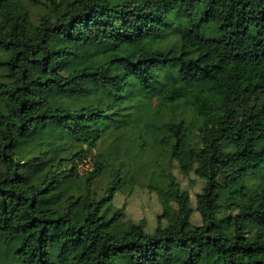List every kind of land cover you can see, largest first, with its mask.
Instances as JSON below:
<instances>
[{
	"label": "trees",
	"instance_id": "obj_1",
	"mask_svg": "<svg viewBox=\"0 0 264 264\" xmlns=\"http://www.w3.org/2000/svg\"><path fill=\"white\" fill-rule=\"evenodd\" d=\"M46 7L33 23L22 3L0 0V264H264V0ZM123 45L134 50L116 52ZM54 89L68 91L61 109ZM153 97L160 111L181 109L153 129L204 184L199 224L174 176L149 184L162 213L148 232L109 212L116 190L134 184L120 165L100 197L106 159L78 166L110 126L130 124L135 100Z\"/></svg>",
	"mask_w": 264,
	"mask_h": 264
},
{
	"label": "rangeland",
	"instance_id": "obj_2",
	"mask_svg": "<svg viewBox=\"0 0 264 264\" xmlns=\"http://www.w3.org/2000/svg\"><path fill=\"white\" fill-rule=\"evenodd\" d=\"M29 11L33 23L38 22V18L46 13L47 0H17ZM84 49H88L86 46ZM134 46L123 45L116 52L130 53ZM5 57L0 51V58ZM99 56L95 55L87 61L88 64H98ZM69 66H64L55 73L66 75ZM52 103L58 108H63L64 101L68 96L67 90H51ZM77 104L84 101L81 98H72ZM138 105L136 106V104ZM158 98L150 100L142 98L139 102L135 100L132 107L125 112L130 113L131 121L127 125L113 124L110 126L104 138L97 146L86 153L84 160L79 163L80 173H85L91 168L98 153L106 159L105 172L99 176L93 184V188L98 197L105 193V188L110 184L113 172L119 165L124 169L127 177H132L134 184L131 188L118 189L109 204V212L121 210L123 212L122 222L133 221L144 222L145 229L152 232L157 226V215L162 213V203L158 191L152 185H158L168 174L174 176L181 189L189 193L192 212L190 221L194 224L201 222L199 212L196 210V194L201 191L204 180L194 171L184 174L178 162L169 157L164 150L165 142L162 141L166 133L156 130L162 122L172 118L179 120L181 109L166 108L160 111L158 108ZM186 121L189 129L195 136L197 133V121L186 111ZM153 126L156 129H153ZM85 146V145H84ZM83 176V175H81ZM81 180V179H80ZM163 184V183H162ZM175 208L176 205L173 204ZM166 222L165 219L162 221Z\"/></svg>",
	"mask_w": 264,
	"mask_h": 264
}]
</instances>
